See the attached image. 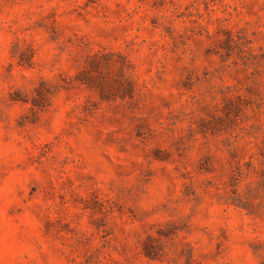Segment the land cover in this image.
Returning a JSON list of instances; mask_svg holds the SVG:
<instances>
[{"label": "rangeland", "instance_id": "374dc122", "mask_svg": "<svg viewBox=\"0 0 264 264\" xmlns=\"http://www.w3.org/2000/svg\"><path fill=\"white\" fill-rule=\"evenodd\" d=\"M0 264H264V0H0Z\"/></svg>", "mask_w": 264, "mask_h": 264}]
</instances>
